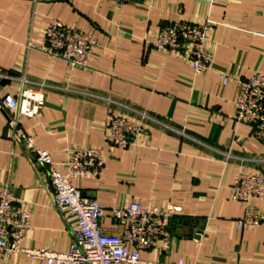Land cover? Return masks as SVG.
Masks as SVG:
<instances>
[{"label": "crops", "instance_id": "0c3cea01", "mask_svg": "<svg viewBox=\"0 0 264 264\" xmlns=\"http://www.w3.org/2000/svg\"><path fill=\"white\" fill-rule=\"evenodd\" d=\"M52 21L93 37L98 48L89 69L40 50ZM174 23L210 29L212 69L196 75L188 60L155 50L161 28ZM264 0H0V73L26 76L2 83L25 104L23 129L56 163L75 149L102 148L103 178L76 179L85 199L108 210L137 201L180 213L174 236L143 258L161 263L264 264V197L254 202L258 229H240L245 205L232 199L240 173L264 175V147L252 129L234 120L241 84L264 74ZM222 76L231 82L224 84ZM112 117L140 127L127 151L107 141ZM15 118L0 107V192L13 190L32 213L25 244L65 252L73 243L72 219L51 201L46 169L35 166L13 139ZM104 226L122 231L107 215ZM3 264H47L7 257Z\"/></svg>", "mask_w": 264, "mask_h": 264}, {"label": "built area", "instance_id": "2783aa9c", "mask_svg": "<svg viewBox=\"0 0 264 264\" xmlns=\"http://www.w3.org/2000/svg\"><path fill=\"white\" fill-rule=\"evenodd\" d=\"M124 4L129 0H102ZM264 37V33L257 34ZM210 29L204 25L174 23L160 29L155 50L182 57L189 61L196 75L207 74L213 66V56L208 48ZM98 48L90 35L52 21L45 33L40 50L67 63L71 71L89 69ZM18 80L34 87L26 76L14 78L0 73V107L15 118L10 123L13 139L21 144L35 166H43L50 180L51 201L56 211L65 219H72L73 243L65 252L37 249L25 244L32 229V213L18 202L13 190L0 192V264L7 257H25L47 264H185L161 263L146 260L143 254L159 243L169 250L174 236L172 220L180 213L175 206L165 209L143 207L134 201L122 210H108L96 199H85L74 185L76 179L103 178L106 161L102 148L73 150L68 159L56 163L52 155L39 148L38 141L20 125L19 115L25 104L19 97L6 93L2 83ZM226 85L231 79L222 76ZM234 120L249 125L252 134L264 147V74L256 73L241 84ZM107 141L117 149L127 151L140 132V127L122 117H112L108 124ZM264 197V175L261 172L240 173L233 188L232 199L245 205V213L237 222L240 229H258L262 216L254 202ZM123 225L122 231L104 226L107 215Z\"/></svg>", "mask_w": 264, "mask_h": 264}]
</instances>
